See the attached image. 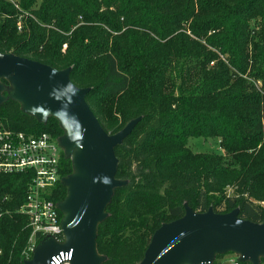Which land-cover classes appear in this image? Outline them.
I'll return each mask as SVG.
<instances>
[{
	"label": "trees",
	"instance_id": "trees-1",
	"mask_svg": "<svg viewBox=\"0 0 264 264\" xmlns=\"http://www.w3.org/2000/svg\"><path fill=\"white\" fill-rule=\"evenodd\" d=\"M0 51L70 67L107 132L141 117L115 149L126 184L98 225L101 264H139L185 204L264 222V0H0ZM123 95L121 119L105 118L102 99ZM0 125L64 135L55 116L40 121L12 97L0 104ZM196 137L217 138L222 152L193 151ZM73 170L63 153L61 175ZM29 182L0 175V198L14 196L0 224V264L24 263L31 231L15 209ZM66 196L63 183L51 195Z\"/></svg>",
	"mask_w": 264,
	"mask_h": 264
},
{
	"label": "water",
	"instance_id": "water-1",
	"mask_svg": "<svg viewBox=\"0 0 264 264\" xmlns=\"http://www.w3.org/2000/svg\"><path fill=\"white\" fill-rule=\"evenodd\" d=\"M71 68L48 64L0 51V80L14 86L13 99L40 121L55 116L65 130L60 142L73 158V173L65 178L67 196L61 203L65 242L43 241L25 264H49L59 250H72L71 264H101L97 250L98 225L115 188L126 184L116 177L115 149L131 134L141 117L129 121L116 133L107 132L86 100L90 88L70 78ZM0 104L4 98L1 94ZM237 252L241 259L259 264L264 256V222L239 217V209L217 213L213 208L196 212L185 204V214L155 230L139 264H195L212 261L217 254Z\"/></svg>",
	"mask_w": 264,
	"mask_h": 264
},
{
	"label": "built area",
	"instance_id": "built-area-1",
	"mask_svg": "<svg viewBox=\"0 0 264 264\" xmlns=\"http://www.w3.org/2000/svg\"><path fill=\"white\" fill-rule=\"evenodd\" d=\"M65 149L60 138L54 139L47 133L26 134L0 125V175L22 173L30 176L24 202L15 209L27 218L30 236L23 251L24 263L33 257L34 251L43 241L54 239L65 242L63 230L64 214L62 201L52 199L51 195L59 183L64 184L68 176L61 175V156ZM67 157V156H66ZM14 196L0 198V224L9 211L8 203ZM2 250L0 248V256ZM72 250H59L49 264H71ZM246 262L234 251L217 254L212 261L195 264H242Z\"/></svg>",
	"mask_w": 264,
	"mask_h": 264
},
{
	"label": "rangeland",
	"instance_id": "rangeland-1",
	"mask_svg": "<svg viewBox=\"0 0 264 264\" xmlns=\"http://www.w3.org/2000/svg\"><path fill=\"white\" fill-rule=\"evenodd\" d=\"M2 90L1 94L3 98H8L11 97L14 94V86L5 79L0 80ZM179 82H177L178 85ZM126 96H120L119 98H114V99H109V98H104L102 99L101 102V107H102V114L105 116V118L108 117H113V118H118L119 120L121 119V115L119 114L121 108L125 105L126 103ZM48 116L45 117V121H47ZM65 132V130H64ZM219 140L217 138H211L205 141L202 138L196 137L190 139V146L193 151L195 152H203V151H217V152H222V150L219 148L218 144ZM77 151V148H73L69 151V158H73L75 153ZM259 264H264V256L259 257Z\"/></svg>",
	"mask_w": 264,
	"mask_h": 264
}]
</instances>
